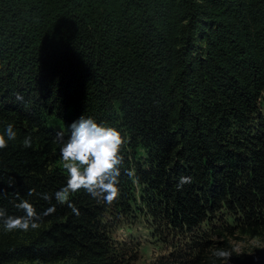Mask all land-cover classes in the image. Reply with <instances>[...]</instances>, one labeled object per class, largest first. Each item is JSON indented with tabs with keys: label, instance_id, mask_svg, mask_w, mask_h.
<instances>
[{
	"label": "trees",
	"instance_id": "1",
	"mask_svg": "<svg viewBox=\"0 0 264 264\" xmlns=\"http://www.w3.org/2000/svg\"><path fill=\"white\" fill-rule=\"evenodd\" d=\"M263 93L264 0H0V134L17 132L0 150V209L24 215L15 205L27 199L41 217L28 230L0 220V264H127L107 219L133 207L158 237L196 247L199 228L224 215L263 230ZM81 117L127 143L117 200L80 190L76 215L55 199L67 184L56 138ZM181 177L191 182L177 187ZM231 259L264 264V253Z\"/></svg>",
	"mask_w": 264,
	"mask_h": 264
},
{
	"label": "clouds",
	"instance_id": "2",
	"mask_svg": "<svg viewBox=\"0 0 264 264\" xmlns=\"http://www.w3.org/2000/svg\"><path fill=\"white\" fill-rule=\"evenodd\" d=\"M16 99L22 101L23 96L17 94ZM16 138L17 132L14 126L7 124L4 133L0 134V150L5 149L7 144ZM56 139L61 143L60 153L65 162L63 167L67 172V184L55 193L56 201L60 204L68 203L73 213L79 215V210L75 205L69 203V197L80 190L86 191L99 202L109 206L117 200L120 166L123 163L122 145L127 143L121 132L112 127H105L92 118L81 117L71 125L66 140L63 132L58 133ZM22 143L25 148L32 147L31 137H26ZM126 174L131 177L135 175V171L128 170ZM190 182V177H181L177 187ZM34 194L36 190L30 189L28 195ZM40 195L45 200L52 198L48 194ZM17 197L19 198L18 194ZM15 207L20 209L24 215L10 216L0 209V220L6 230H28L29 226L33 229L38 227L41 217L33 204L27 199H22ZM55 211V206H52L43 215H51ZM215 255L226 259L231 256L223 251H217Z\"/></svg>",
	"mask_w": 264,
	"mask_h": 264
},
{
	"label": "rangeland",
	"instance_id": "3",
	"mask_svg": "<svg viewBox=\"0 0 264 264\" xmlns=\"http://www.w3.org/2000/svg\"><path fill=\"white\" fill-rule=\"evenodd\" d=\"M264 114V93L261 101ZM57 151V163L64 165L60 153ZM139 192V190H138ZM136 193L135 197L137 198ZM222 219L213 222V226L203 224L196 236L204 234L206 242L202 246L185 237H178L177 233L167 229L161 230L157 236L156 229L145 210L135 209L131 215L111 216L107 219L110 225V239L117 249L125 254L127 264H206L203 260L211 257L213 252L229 253V259L220 258L216 264H234L233 256H245L251 260H258L264 253V229L256 232H246L242 226L243 217L238 215H224ZM228 227L229 230H224ZM9 231V230H8ZM12 264H41L17 262ZM56 264H73L59 262Z\"/></svg>",
	"mask_w": 264,
	"mask_h": 264
}]
</instances>
